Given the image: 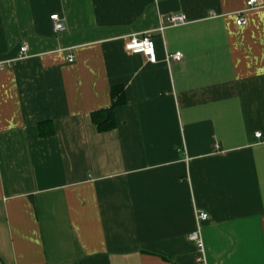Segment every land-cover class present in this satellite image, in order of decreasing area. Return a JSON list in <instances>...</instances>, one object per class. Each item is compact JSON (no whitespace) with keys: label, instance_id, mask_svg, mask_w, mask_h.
Returning a JSON list of instances; mask_svg holds the SVG:
<instances>
[{"label":"crops","instance_id":"obj_1","mask_svg":"<svg viewBox=\"0 0 264 264\" xmlns=\"http://www.w3.org/2000/svg\"><path fill=\"white\" fill-rule=\"evenodd\" d=\"M248 1L0 0V264H196L198 230L209 264H264V0ZM145 34L155 63L128 49Z\"/></svg>","mask_w":264,"mask_h":264},{"label":"built area","instance_id":"obj_2","mask_svg":"<svg viewBox=\"0 0 264 264\" xmlns=\"http://www.w3.org/2000/svg\"><path fill=\"white\" fill-rule=\"evenodd\" d=\"M257 3V0H249L248 6L249 8H254ZM50 20L52 21L53 32L58 35L66 31V24L64 19L59 14L51 15ZM187 22V18L184 14H178L170 19L171 26H180L184 25ZM246 23V20L243 16L239 18L237 21L238 25H243ZM128 49L132 54H141L145 56L150 62L155 63L157 61L156 57V44L155 39L151 34H145L141 37L133 35L130 37L128 41ZM28 53L27 44H23L20 48L19 57H26ZM75 55L73 53H69L68 61L70 63L74 62ZM183 55L181 53L168 54L166 57L167 62H179L182 61ZM9 64L8 62H0V70H4L5 66ZM256 138L260 140H264V135L262 133H256ZM207 218V214L201 213L198 216V220H205ZM190 240L194 241L197 247V256H196V264H209L207 261L206 251L203 239L200 235L199 230L193 233L190 236Z\"/></svg>","mask_w":264,"mask_h":264},{"label":"trees","instance_id":"obj_3","mask_svg":"<svg viewBox=\"0 0 264 264\" xmlns=\"http://www.w3.org/2000/svg\"><path fill=\"white\" fill-rule=\"evenodd\" d=\"M110 116H108L106 119L105 118H101L100 116H97L95 118V122L97 123L99 129L101 130H105L108 129L110 127L114 126V120H113V110L110 111Z\"/></svg>","mask_w":264,"mask_h":264}]
</instances>
